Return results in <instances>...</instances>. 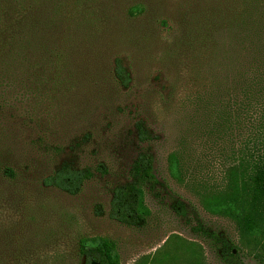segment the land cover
Masks as SVG:
<instances>
[{"label":"rangeland","instance_id":"1","mask_svg":"<svg viewBox=\"0 0 264 264\" xmlns=\"http://www.w3.org/2000/svg\"><path fill=\"white\" fill-rule=\"evenodd\" d=\"M263 19L264 0H0V264H84L105 239L120 264H226L222 237L264 264V238L212 207L264 151ZM147 152L161 197L146 189L143 225L118 223L114 189ZM63 164L92 172L76 195L44 186Z\"/></svg>","mask_w":264,"mask_h":264},{"label":"trees","instance_id":"2","mask_svg":"<svg viewBox=\"0 0 264 264\" xmlns=\"http://www.w3.org/2000/svg\"><path fill=\"white\" fill-rule=\"evenodd\" d=\"M263 21L264 19L262 23ZM262 23L261 28L253 35L252 46L254 48L250 49L253 54L256 53V48L259 51L264 49ZM252 57L253 94L259 97L262 93L256 92L255 89L258 85L264 86V59ZM115 73L124 86L129 85L128 72L120 60L116 61ZM136 127L139 140L148 141L150 135L144 124L138 122ZM255 150L250 152L248 160L240 163L243 169L240 180L230 183L229 192L224 194L212 207L230 214L235 219L242 237L248 238L256 235L264 238V151L256 153ZM91 176L92 172L88 169H76L69 164H63L53 175L44 179V186L55 187L65 193L76 195ZM130 177L129 182L114 189L109 215L118 223L141 226L151 215L145 200L146 189L156 198L161 197L159 190L161 182L155 172L154 156L150 152L141 153L137 157L132 164ZM172 208L178 215L185 218L194 212L191 205L180 199L172 203ZM200 231L206 233L202 227ZM218 240L221 260L226 264H241L239 256L233 253L232 243L224 237ZM81 252L85 257L84 264H120L116 243L113 240L105 239L92 246L83 245Z\"/></svg>","mask_w":264,"mask_h":264}]
</instances>
